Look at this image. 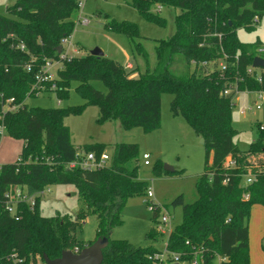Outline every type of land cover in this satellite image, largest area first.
<instances>
[{
  "label": "trees",
  "instance_id": "16d2710c",
  "mask_svg": "<svg viewBox=\"0 0 264 264\" xmlns=\"http://www.w3.org/2000/svg\"><path fill=\"white\" fill-rule=\"evenodd\" d=\"M131 3L145 19L164 26L166 18L152 8L180 10L175 16V33L157 41L155 67L137 76L132 75L134 68L105 54L89 52L60 59L57 48L75 29L79 0H15L6 13H0V129L23 143L18 158L0 166V199L12 186L35 194L51 184H74L86 206L75 218L68 213L43 215L42 197H37L33 207L19 203L13 215L0 210V264H31L38 257L45 263L44 254L56 258L63 250L80 251L98 237L109 240L102 264H152L151 257L160 250L155 242L164 235L156 227L147 233L152 241L148 246L112 238L114 228L124 222L127 199L147 195L148 182L139 177L138 144L116 143L112 157L109 155L110 165L69 167L89 152L99 157L108 145L95 142L77 148L65 118L80 113L86 104H95L99 107L98 122L120 119L126 129L141 126L149 132L161 125L164 92L173 95V115H182L205 139L204 171L196 182L198 199L186 203L180 194L171 202L182 207V222L168 235L169 251L190 262L199 250L203 256L199 264H215V254L226 257L225 264H250L249 218L254 204L264 205V125H260L250 149L241 150L234 141L237 129L232 124V99L238 91L264 90V69L253 67L255 56L264 57L259 51L262 43L243 42L237 34L238 28H254L264 17V0ZM106 25L126 33L136 52L148 58L135 22L111 20ZM48 61H59L60 66L56 88L47 91L66 96L76 80V90L86 99L85 104L49 108L26 104L28 96L36 95L31 88ZM177 65L181 66L179 73L173 70ZM93 80L103 81L108 92L95 88ZM228 89L231 91L226 95ZM11 98L9 104L16 105L14 109L6 107ZM229 156L234 165L226 168ZM154 171L158 175L183 173L166 170L159 159ZM249 173L254 180L245 184ZM152 212L157 224L159 211ZM89 214L96 216L98 226L96 238L85 243L76 237L75 230ZM13 253L19 262L14 263Z\"/></svg>",
  "mask_w": 264,
  "mask_h": 264
},
{
  "label": "rangeland",
  "instance_id": "374dc122",
  "mask_svg": "<svg viewBox=\"0 0 264 264\" xmlns=\"http://www.w3.org/2000/svg\"><path fill=\"white\" fill-rule=\"evenodd\" d=\"M15 0H0V13H6V7ZM158 11L157 8H152ZM180 12L173 7H161L160 15L165 17L167 24L159 25L148 21L132 5L131 0H85L82 16L89 18L88 25L76 24L72 33L73 46L78 50V55H86L95 48L103 50L106 56L118 60L122 64L130 62L134 65L132 75L153 69L156 65V46L159 39H166L176 31L175 16ZM115 20L133 21L138 25L141 38L148 58L138 54L130 37L121 31L109 28L106 24ZM238 37L243 42L264 43V17L255 23V27L248 29L240 27ZM54 63L53 72L57 74ZM131 70V69H130ZM179 73L181 66L173 69ZM258 71L263 68H257ZM95 88L108 92V87L101 80H93ZM78 82L72 81L68 95L59 97L53 91H43L35 96H28V106L41 107H69L82 105L86 99L76 90ZM173 95L168 92L162 94L161 125L152 131H145L141 126L126 129L120 119L98 122L99 107L95 104H86L80 113H71L65 118L69 126L72 143L77 148L95 142L108 145L106 152L112 157L116 143H137L139 146V177L148 184L146 192L152 191L150 201L156 204L161 213L167 208L171 214V223L167 232L155 245L165 248L168 235L175 226L182 222V207L172 206V200L182 194L186 203H192L199 197L196 182L205 166V147L190 124L182 115H173L170 105ZM232 124L237 133L235 143L243 151L250 149L251 143L258 138L260 125H264V103L260 102L254 92L238 91L232 99ZM262 104L257 109L258 104ZM253 107V110L243 113L244 109ZM22 141L3 133L0 141V165L14 162L22 148ZM150 154L151 164L145 165L143 155ZM171 165L177 170H183L179 175H158L154 171L157 160ZM111 159L107 162L111 164ZM50 192L41 202L40 209L43 215L52 217L66 213L74 218L85 204L79 197L78 189L74 184H51ZM147 195H134L127 199L123 210L124 222L115 227L112 232L113 239H127L135 246H148L152 241L147 238V233L156 227L152 219L153 212L146 201ZM249 218V252L250 264H264V208L262 204H254ZM263 206V207H262ZM264 210V209H261ZM97 218L93 214L87 215L82 223L76 227V237L88 243L96 238ZM31 264H45L40 257Z\"/></svg>",
  "mask_w": 264,
  "mask_h": 264
},
{
  "label": "built area",
  "instance_id": "2783aa9c",
  "mask_svg": "<svg viewBox=\"0 0 264 264\" xmlns=\"http://www.w3.org/2000/svg\"><path fill=\"white\" fill-rule=\"evenodd\" d=\"M84 5H85V0H79V17H78L77 23H79L81 25H88L89 21H90L89 18H87L86 16H82V11L84 9ZM156 8L158 9V11H160L161 6H157ZM256 19H257V17H256ZM71 39H72V35L69 37H66L62 40V51H61V56H60L61 60L71 59L74 56L78 55V50L73 46ZM21 48L24 49L23 44L21 45ZM259 51L264 52V48L260 47ZM55 62L60 65L59 61H55ZM55 62L48 61L46 63V65L42 68V70L38 74H36V77H35L36 81L31 88V91L34 92L36 95H38L40 92L49 90V88L50 89L56 88V83L54 82L56 75L53 72ZM203 64H206V62H203ZM125 66L127 68L132 67L130 63L126 64ZM221 68H225L223 63H221ZM248 71H249V73H252V69H249ZM257 78L260 81L262 80L260 74L257 75ZM49 84H50V86H49ZM230 91H231L230 89L226 90L225 94L228 95L230 93ZM249 92H254L256 94V96L258 97V99L260 100V102L264 103V90L249 91ZM11 101H13L12 98L7 101L6 107L10 108V109H14L16 107V105H10L9 102H11ZM261 107H262V104L260 103L257 105L256 108L260 109ZM251 110H253V107H248L247 109H244L242 112L246 113L247 111H251ZM0 131L3 135V133H4L3 127H1ZM109 158H110L109 154L106 151L101 153V155L99 157L96 155V153L89 152L87 154H84L81 158H78L75 161L70 162L68 164V166L69 167L81 166L82 168H85V169H94V168H98V167H101V166H104L105 164H107ZM143 160H144L145 165L151 164L150 154L145 153L143 155ZM233 165H234V161L232 160V158L230 156L227 157L224 166L226 168H230ZM253 180L254 179H253L252 175L249 173L247 176V179L245 180L244 183L249 184V183L253 182ZM226 182H227V180H224V183H226ZM49 192H50L49 186L45 187L44 189L40 190L39 192H37L35 194L28 193V191L26 190L25 187H22L19 185L12 186L5 193V195L3 197L4 199H0V210H4V211L8 212L9 214L13 215L16 213L17 205L19 203L25 202V203L30 204V206L33 207L36 203L37 197L43 198ZM152 197H153V192L148 191L147 192V200L149 202L150 209L152 211H154V210L159 211L158 222H157L156 228L158 231L165 234L167 232L169 226H170V223H171V214L167 208L165 209V211L163 213H161V210L159 209V207H157L155 203L150 201V198H152ZM245 197L248 198V195H245ZM187 243H189V242H187ZM76 251H78V249H76ZM11 257H12L14 263L20 261V259L16 256L15 253H13L11 255ZM199 257L202 258L203 256L200 253V251L197 250L194 254V257L192 258V260L190 262L184 261L181 259V254L173 253V252L169 251L168 243L166 242L165 248L160 249L158 252H156L151 257V259H152V264H175V263L199 264L200 263ZM227 260L228 259L226 257H222L219 254H215V257H214L215 264H225V262Z\"/></svg>",
  "mask_w": 264,
  "mask_h": 264
},
{
  "label": "water",
  "instance_id": "95a60500",
  "mask_svg": "<svg viewBox=\"0 0 264 264\" xmlns=\"http://www.w3.org/2000/svg\"><path fill=\"white\" fill-rule=\"evenodd\" d=\"M58 52L62 51V46H58ZM91 54L103 56L105 53L100 48H95ZM253 67L264 69V57L257 55L253 60ZM201 142L204 144L205 139L201 137ZM164 168L168 171H174L171 165L164 164ZM109 240L107 237H98L93 243L85 246L80 251L63 250L61 255L56 258H50L44 254L45 264H102L104 259L103 250L107 247ZM179 264V263H175Z\"/></svg>",
  "mask_w": 264,
  "mask_h": 264
},
{
  "label": "crops",
  "instance_id": "0c3cea01",
  "mask_svg": "<svg viewBox=\"0 0 264 264\" xmlns=\"http://www.w3.org/2000/svg\"><path fill=\"white\" fill-rule=\"evenodd\" d=\"M261 48H264V43H262ZM128 63H130V62H129V61L126 62V64H128ZM126 64H125V65H126ZM130 64H131V66H132L131 68L133 69V68H134V65H133L132 63H130ZM57 68H58V67H57ZM18 154H19V153H18ZM2 164H3V163H2ZM262 207H263V206H262ZM253 208H254V206L252 207V209H253ZM261 209H264V208H261ZM261 209H260V211H262V213H263L264 210H261ZM251 212H252V211H251Z\"/></svg>",
  "mask_w": 264,
  "mask_h": 264
}]
</instances>
